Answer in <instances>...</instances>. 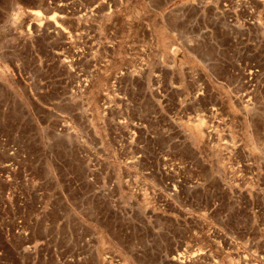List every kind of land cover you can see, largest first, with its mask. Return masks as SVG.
Listing matches in <instances>:
<instances>
[{"label": "rangeland", "instance_id": "obj_1", "mask_svg": "<svg viewBox=\"0 0 264 264\" xmlns=\"http://www.w3.org/2000/svg\"><path fill=\"white\" fill-rule=\"evenodd\" d=\"M8 127L80 191L0 264H56L57 222L73 264H264V0H0Z\"/></svg>", "mask_w": 264, "mask_h": 264}, {"label": "built area", "instance_id": "obj_2", "mask_svg": "<svg viewBox=\"0 0 264 264\" xmlns=\"http://www.w3.org/2000/svg\"><path fill=\"white\" fill-rule=\"evenodd\" d=\"M70 131L71 126L63 118L54 128L56 135ZM31 143L29 136L19 127H8L0 132V239L8 246L12 241H26L37 227L44 230L47 226L45 217L55 208L50 204L51 193L53 199L61 197L56 185L69 184L71 190L80 191L71 171L63 172L61 179L56 177V181L55 177L39 176L40 163L46 155L34 150ZM86 158L84 153L80 156L83 161ZM87 181L85 177L80 183ZM80 193L84 195L82 190ZM60 225L58 222L54 225L51 258L56 264L83 262L86 257L84 249L89 241L84 234L87 229L81 224H74L72 228H61ZM45 256L43 254L41 258L45 259Z\"/></svg>", "mask_w": 264, "mask_h": 264}, {"label": "bare ground", "instance_id": "obj_3", "mask_svg": "<svg viewBox=\"0 0 264 264\" xmlns=\"http://www.w3.org/2000/svg\"><path fill=\"white\" fill-rule=\"evenodd\" d=\"M31 14L39 18V12L38 11H32Z\"/></svg>", "mask_w": 264, "mask_h": 264}]
</instances>
